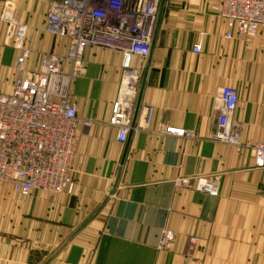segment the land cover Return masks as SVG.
<instances>
[{
	"label": "crops",
	"instance_id": "obj_1",
	"mask_svg": "<svg viewBox=\"0 0 264 264\" xmlns=\"http://www.w3.org/2000/svg\"><path fill=\"white\" fill-rule=\"evenodd\" d=\"M49 1L0 0V14L10 4L15 23L27 27L30 51L19 72L20 52L0 23V80L10 84L0 93L38 70L44 55L65 57L67 40L43 30ZM219 2L159 0L149 54L132 61L139 81L124 143L110 125L122 56L84 51L85 71L69 92L80 121L73 192L22 197L1 183L0 264H264L262 173L249 148L213 139L216 95L229 86L238 93L233 126L241 145L264 144V29L250 40L226 38ZM142 107L152 108L148 125ZM200 175L218 181L216 197L182 182ZM164 230L174 233L171 250L160 247ZM191 238L197 245L186 258Z\"/></svg>",
	"mask_w": 264,
	"mask_h": 264
},
{
	"label": "built area",
	"instance_id": "obj_2",
	"mask_svg": "<svg viewBox=\"0 0 264 264\" xmlns=\"http://www.w3.org/2000/svg\"><path fill=\"white\" fill-rule=\"evenodd\" d=\"M158 4L159 0L48 2L44 33L67 40V52L65 57L44 55L38 70L16 77L9 94L0 93V183H10L22 197L35 190L50 194L73 192L72 165L80 121L69 92L74 79L85 71L83 53L88 48H102L122 56L120 85L110 125L117 130V141L126 142L139 81V72L132 67V61L149 54ZM214 10L225 25L226 38L250 40L264 29V0H220ZM0 23L5 25L12 46L20 52L15 69L21 72L30 54L26 46L27 27L15 23L10 4L4 5ZM192 52L200 54L201 47L195 45ZM216 101L214 141L233 146L238 152L249 148L254 169L264 179V144L241 145L233 126L237 90L229 86L219 88ZM142 109L148 125L152 108ZM165 134L190 136L178 128H167ZM189 181L193 182L192 190L198 193L218 195L219 183L212 177L197 176L182 182ZM171 240L170 231L164 230L162 247L168 248ZM195 247V239H189L186 256L191 257Z\"/></svg>",
	"mask_w": 264,
	"mask_h": 264
},
{
	"label": "rangeland",
	"instance_id": "obj_3",
	"mask_svg": "<svg viewBox=\"0 0 264 264\" xmlns=\"http://www.w3.org/2000/svg\"><path fill=\"white\" fill-rule=\"evenodd\" d=\"M9 89H10V84L6 81V80H4V79H2V80H0V90L2 91V92H8L9 91ZM224 145H227V144H224ZM230 146V145H229ZM233 147V146H232ZM235 148V147H234ZM236 149V148H235ZM243 150V149H242ZM200 176H202V175H200ZM194 177H197V176H194ZM208 177H212V178H214L213 176H208ZM191 178H193V177H191ZM190 178V179H191ZM215 179V178H214ZM1 184V183H0ZM170 233H171V235H172V240L170 241V246L168 247V248H166V247H162V245L160 244V247L162 248V249H164V250H171L172 249V247H173V243H174V240H175V236H174V233L170 230ZM191 239H195V238H191ZM195 241H196V245H197V240L195 239ZM188 244V243H187ZM195 249H196V247H195ZM186 252H187V246H186V251H185V256H186ZM194 252H195V250H194ZM194 254V253H193ZM192 257V256H191ZM186 258H190V257H188V256H186Z\"/></svg>",
	"mask_w": 264,
	"mask_h": 264
},
{
	"label": "bare ground",
	"instance_id": "obj_4",
	"mask_svg": "<svg viewBox=\"0 0 264 264\" xmlns=\"http://www.w3.org/2000/svg\"><path fill=\"white\" fill-rule=\"evenodd\" d=\"M76 149V148H75Z\"/></svg>",
	"mask_w": 264,
	"mask_h": 264
}]
</instances>
